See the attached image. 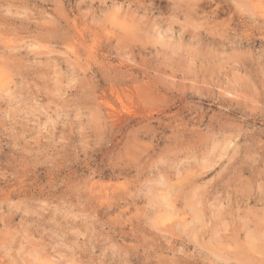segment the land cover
<instances>
[{
	"label": "clouds",
	"instance_id": "9594fccd",
	"mask_svg": "<svg viewBox=\"0 0 264 264\" xmlns=\"http://www.w3.org/2000/svg\"><path fill=\"white\" fill-rule=\"evenodd\" d=\"M55 2L56 17H22L29 29L4 23L0 0V264H264V128L252 151L244 123L264 117V0H75L72 18ZM118 99L132 115L182 99L213 116L148 141L126 121L124 140ZM100 152L136 170L104 198L95 169L77 171ZM222 162L223 195L198 179ZM118 201L135 211L99 215Z\"/></svg>",
	"mask_w": 264,
	"mask_h": 264
},
{
	"label": "rangeland",
	"instance_id": "374dc122",
	"mask_svg": "<svg viewBox=\"0 0 264 264\" xmlns=\"http://www.w3.org/2000/svg\"><path fill=\"white\" fill-rule=\"evenodd\" d=\"M12 8L11 11L13 13L12 16L8 17L4 23H6L9 27L16 28L17 26L27 25L29 29H35L37 27L36 24H29L27 20L22 17L26 16L28 13H33L37 15L46 14L48 16L56 17L59 11L58 5L55 0H11ZM84 7V6H82ZM205 11H210L214 4H205L202 5ZM63 11L68 15L69 18H72L78 15V11L75 7V0H72V3H68V0H65L63 5ZM61 24H64L63 21H60ZM64 27L68 29L70 35L75 32V29L70 25L64 24ZM77 39L82 42H89V37L87 33L83 36H77ZM64 43V41L57 42V47L60 44ZM39 52V48L36 49ZM82 49L77 48L75 45H70L68 49L65 50L64 60L66 62H62L60 67L62 70L67 69L71 63L72 53L79 52ZM103 51V50H102ZM109 109L115 110L119 106V108L124 109V114L121 116L116 122V128L123 129V139H127V134L129 130L135 131V129H130L129 124L126 121H129L131 124L136 125L137 128H140V124L137 122H141L144 127L143 130L139 133L141 139L144 141L151 140L153 135L159 139L162 135L168 136L170 133L171 125L176 123L177 121L187 122L190 127L195 126L197 122L200 121L201 117H203V123L205 125L208 124L210 118H212L213 113L208 112L205 115L203 110H189L185 107L182 99H177L175 103L167 104L166 106L160 107L158 110H153L151 112L141 110L138 114L132 115L131 110L128 109L122 101L119 99L113 103L112 100L108 101ZM209 104L207 102L204 103L203 108L207 109ZM213 110H216V106H211ZM244 115L242 107L233 108V110L229 113L231 118H240ZM150 122V123H149ZM246 125H250L255 131L252 133L253 143L248 145V150L259 151L256 147L258 140L261 138L260 129L264 128V117H260L259 115L252 116L246 121H244ZM119 139V138H118ZM154 142V141H153ZM123 143V140L121 141ZM208 148H211V144L208 145ZM8 150L6 149V152ZM93 159H91L88 163L87 167L79 166L77 171L82 174V178L86 179L91 169H95V174L93 176L94 184L93 189L96 194L102 198L108 197L114 193L116 189L122 188L125 180L133 177L136 174L135 168L132 166H108L107 160L105 159V153H93ZM225 162H222L221 165H218L216 168L206 172L203 177L198 178L203 181H212L213 188L215 191L224 194V182L229 179L230 173L221 172L222 165ZM261 166V161H257L255 165H246L240 171H242L243 176L250 177L252 176L254 171H258ZM215 177H219L218 179H214ZM258 197H254L248 201V206H256ZM130 203V202H129ZM141 203L137 202V206ZM127 207V211L123 213L124 216H129L135 211V207H128V205L116 202L110 210H101L99 215L102 218H106L108 215H116L121 211L122 208ZM19 217H14L13 222H17ZM118 231L123 233H129V226L125 225L122 230L118 229ZM125 239H130V235H125ZM177 246H179V242H177Z\"/></svg>",
	"mask_w": 264,
	"mask_h": 264
}]
</instances>
